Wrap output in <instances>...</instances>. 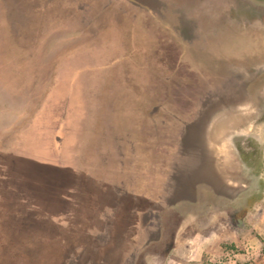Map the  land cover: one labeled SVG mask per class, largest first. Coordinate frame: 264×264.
<instances>
[{"label": "rangeland", "instance_id": "rangeland-1", "mask_svg": "<svg viewBox=\"0 0 264 264\" xmlns=\"http://www.w3.org/2000/svg\"><path fill=\"white\" fill-rule=\"evenodd\" d=\"M259 19L264 0H0V264L184 257L165 212H137L138 193L156 192L134 185L147 184L143 173L153 189L171 180L181 192L209 166L215 139L235 146L221 150L217 168L239 189L233 203L223 197L222 213L198 214L219 241L205 264H264ZM157 105L173 126H160L159 113L150 121ZM212 106L219 133L181 131L183 113L190 122ZM146 161L156 169L141 170Z\"/></svg>", "mask_w": 264, "mask_h": 264}, {"label": "crops", "instance_id": "crops-1", "mask_svg": "<svg viewBox=\"0 0 264 264\" xmlns=\"http://www.w3.org/2000/svg\"><path fill=\"white\" fill-rule=\"evenodd\" d=\"M119 10L125 13L124 10L123 11L122 9ZM135 15H140L139 20L141 19L142 24L145 25V28L148 29L149 28L147 25L148 22L145 21L146 15L143 14V11L142 10H140V12L136 11ZM148 24L149 26L152 25L153 21H150V23ZM168 42H169L168 36L167 39L164 40L162 39V43L164 44H161L160 51L162 52L161 56L164 55V59H162L160 56L161 59H159L158 62L162 68L163 67L168 68V61H169L168 55L170 51V46L169 44H167ZM179 58L181 60L180 56ZM188 69H189V65H188ZM166 108L167 107H164L163 105H159V106L157 105L155 109L149 108L147 109V113H148L147 117L151 118L150 119L151 121L154 115L159 113L158 115L159 118L161 120L165 119L164 121H161V123L163 124H161L160 126H165V125L173 126V120L172 122H169L167 120L168 114L166 113L168 112ZM204 109H206L205 104L202 110ZM213 112H211V114H208V109H207L206 111L207 114L205 115L204 113L201 114V112L198 111L196 114L198 118H195L190 122H188V119L190 118L188 114L183 113L185 116H187L188 119H185L182 115H179L178 117H183V120L180 123L182 126L181 131L185 133L186 131L188 132L192 130L191 132L197 133L198 136L201 135V132L210 133L213 131V133H219V129L217 128V121L212 120V118H214L213 116L216 115ZM170 114L172 116L174 113L170 112ZM189 126L192 127L189 128ZM236 133H238V129ZM183 137L185 136L183 135ZM197 139L198 142L200 143L199 137ZM182 142L183 144H185V139H183ZM164 143L170 144L171 142H164ZM205 146H207V142H205ZM232 146H233L232 141L229 142V144L227 145H222L221 139H219L218 141H216V139L211 140L210 142L208 141V147L214 149V156L212 160H210L209 166L206 168L199 167L198 169H196V173H194L192 176L194 177V179H191L188 184L184 182L186 181L184 179L183 186L181 187L182 190L181 192L177 191V187L176 189L172 187L171 180L168 181L166 180V182L163 184L164 185L163 192L159 190V186L156 187V189H153L152 184L154 183L155 180H147L146 175L144 176L143 173L141 175V177L144 178L142 182L144 183L146 182L147 184L141 186L139 183L137 185L134 182L135 183L134 188H138V189L140 188L141 190H145V189L149 190L150 187L151 190L156 192L155 194H151L146 191L142 193L141 192L138 193V196L144 198V205H141V207H139V210H137V212H139V216L144 218V216L147 215L148 213H151V215L154 216L158 212L159 213L162 211L165 212L166 220L168 219L167 221L169 222L168 225L170 226V224L173 221L171 226L177 228L176 234H174L173 237V244L178 248V250L180 247H184L186 250L189 249L188 253L184 257L171 255L170 257L171 259H169V263L205 264L206 257L215 254L214 248L216 246V243H218L219 241L216 240L217 239V237L215 236L216 231L212 229L214 226H212L213 224H211L210 222L203 223L204 219H202V217L199 219L198 214L208 212V213H214L216 216L217 214L223 212L222 209L219 207V205L223 204V197L226 200V202L224 203L227 205L230 204L229 202L230 199L235 200V198L237 197L239 188L236 184V181L235 183H233L231 181L232 180L231 178L228 179L223 178L222 174L219 172V168H217V166L223 164V162H221V158L223 155L221 150L223 148L230 149ZM163 148H173V145H167V146L163 145ZM229 163H231V161H229ZM140 165L142 166V168L140 169L144 170V172H146V170L148 172H152L156 169V167H154V165H156L154 162L146 161L140 163ZM145 166H147V168L144 169ZM172 170L173 168L171 169V171ZM202 184L207 185V187L205 186L202 187L201 186ZM198 186H201V189H199ZM124 188L125 185L120 190L121 193L119 192L120 194L116 196L121 201L125 200V198H127L129 194V192H127ZM222 190H224L225 193H223ZM229 193H233V195L231 196V194ZM177 212L180 214L177 215V221L176 220L174 221V213ZM157 219L160 220L161 215H158ZM209 220H211L210 217ZM207 229L208 230L211 229V231L208 232Z\"/></svg>", "mask_w": 264, "mask_h": 264}, {"label": "flooded vegetation", "instance_id": "flooded-vegetation-1", "mask_svg": "<svg viewBox=\"0 0 264 264\" xmlns=\"http://www.w3.org/2000/svg\"><path fill=\"white\" fill-rule=\"evenodd\" d=\"M260 21H262V22L264 23V20L259 19V22H260ZM263 23H262V24H263ZM262 28H263V26H262ZM214 110H215V106H212L211 108L208 109V114H211V112H213ZM197 138H198V137H197Z\"/></svg>", "mask_w": 264, "mask_h": 264}, {"label": "built area", "instance_id": "built-area-1", "mask_svg": "<svg viewBox=\"0 0 264 264\" xmlns=\"http://www.w3.org/2000/svg\"><path fill=\"white\" fill-rule=\"evenodd\" d=\"M226 263V262H225ZM225 263H222V264H225ZM231 263V262H230ZM229 264V263H228Z\"/></svg>", "mask_w": 264, "mask_h": 264}]
</instances>
